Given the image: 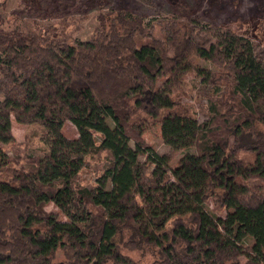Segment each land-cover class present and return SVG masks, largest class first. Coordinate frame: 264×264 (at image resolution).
<instances>
[{
    "label": "trees",
    "instance_id": "obj_1",
    "mask_svg": "<svg viewBox=\"0 0 264 264\" xmlns=\"http://www.w3.org/2000/svg\"><path fill=\"white\" fill-rule=\"evenodd\" d=\"M169 4L161 35L123 8L79 41L77 26L6 30L0 3V264H140L123 245L152 264H264V196L245 201L264 184V51L230 27L183 23L189 0ZM190 73L202 77L204 122L172 96ZM12 117L38 129L42 157L27 153L29 136L18 142ZM156 123L168 146L195 152L171 168L144 140ZM85 168L102 173L96 187L78 183Z\"/></svg>",
    "mask_w": 264,
    "mask_h": 264
},
{
    "label": "rangeland",
    "instance_id": "obj_2",
    "mask_svg": "<svg viewBox=\"0 0 264 264\" xmlns=\"http://www.w3.org/2000/svg\"><path fill=\"white\" fill-rule=\"evenodd\" d=\"M5 1V8L2 13L5 18L3 28L11 30L15 26L24 25L32 30H44L47 26H61L62 30H74V39L79 41H87L94 33L98 25V15L108 11L127 8L133 14L144 19L145 23L154 25V32L161 35L165 25H169L168 21L174 17V11L169 4V0H36L37 6H40L41 12H35V0L32 9L27 12L30 0H0V3ZM191 16L184 17L183 23L188 25H214L226 26L233 30L244 34L252 39L258 48L264 51V0H189ZM93 6V8H90ZM55 9L53 16L51 10ZM75 19L78 25L69 26L65 21ZM35 23L39 25V29L35 28ZM259 32V35H256ZM195 63L202 68L215 70V68L204 61L196 60ZM187 84L182 89L173 91V97L180 100L182 103L189 105L196 113L200 122H204L209 117L208 103L205 90L202 86V77L195 73H190L187 78ZM162 82H160L161 85ZM13 133L18 142H25L30 137L31 145L27 150L32 156H43L42 144L38 135V129L34 126H26L16 122L12 117ZM63 133L67 138H78L76 127L67 122L63 128ZM144 140L158 154L166 156L171 168L175 167L179 160L187 153L195 152L194 148L190 149H175L168 146L163 138L161 126L156 123L144 134ZM98 140L100 138L98 137ZM134 148L135 144L130 143ZM10 156L13 154L7 149ZM141 161L147 160L146 154L139 156ZM94 162V161H91ZM102 173L93 172L89 168L83 169L78 176V183L90 188L98 185ZM107 188H112L110 180L106 183ZM250 193L246 196V202L254 204L264 196V184L260 182H251L249 184ZM211 199L207 201V210L216 216H225L226 210L219 208V205ZM48 213L57 215L60 221L68 222V219L60 212V210L50 203L45 207ZM128 234L125 236V241ZM247 244L252 243V239L246 240ZM122 252L131 256L140 264H152L154 255L151 252H143L141 250L134 251L121 247ZM145 253V255H143ZM246 259L241 258L240 264H246Z\"/></svg>",
    "mask_w": 264,
    "mask_h": 264
}]
</instances>
